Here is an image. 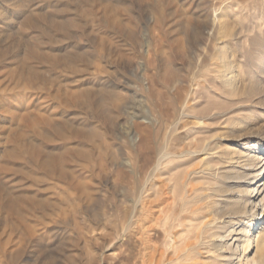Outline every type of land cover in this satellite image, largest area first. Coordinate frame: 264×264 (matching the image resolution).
<instances>
[{
    "label": "rangeland",
    "instance_id": "1",
    "mask_svg": "<svg viewBox=\"0 0 264 264\" xmlns=\"http://www.w3.org/2000/svg\"><path fill=\"white\" fill-rule=\"evenodd\" d=\"M158 2L96 0L94 22L82 40L76 45L79 36L72 32L71 41L65 42L63 55L84 53L95 57L97 66L81 61L84 72L78 76L61 70L62 84L85 78L83 87L93 88L97 101L104 97L100 91L104 89L115 103L106 102L98 110L85 109L86 115L97 118L107 131L105 150L95 149L87 162L94 171L77 172V178L94 193L85 194L53 178L52 183L42 186L51 200L60 201L61 211L50 210L46 215L49 219L42 220L46 223H36L35 235L41 245L31 250L35 256L30 253L31 262L156 264L161 252L164 260L170 258L174 240L171 234L162 240V216L184 217L183 204L189 208L193 204L230 207L228 204H234L228 195L233 180L227 156L250 145L258 147L264 158V0H227L221 4L219 0H175L165 19L155 8ZM0 4L4 8L5 3ZM107 5L118 10L120 26L107 20ZM173 8L193 14L194 23L182 22ZM48 10L42 6L43 12ZM175 38L181 39V44ZM100 66H106L105 70ZM225 69L229 76L238 78V87L233 90L220 77L219 71ZM192 84L196 92L188 100ZM15 92H10V97L23 98V90ZM193 115L207 125L194 127ZM163 146L182 156L177 162L166 160L164 173L158 176L153 172ZM161 181L173 204L164 214L159 212L156 195ZM263 225L264 215L249 228L252 245L243 264L253 255L254 236ZM79 227L87 242H75L74 255L70 251L74 243L71 233ZM39 249L45 251L48 261L40 260ZM200 260H207L206 254Z\"/></svg>",
    "mask_w": 264,
    "mask_h": 264
},
{
    "label": "bare ground",
    "instance_id": "2",
    "mask_svg": "<svg viewBox=\"0 0 264 264\" xmlns=\"http://www.w3.org/2000/svg\"><path fill=\"white\" fill-rule=\"evenodd\" d=\"M95 1L0 0V3H5L4 8L0 4V264L37 263L31 262V250L41 245L40 237L35 235L36 223H46H42V220L49 211L60 207V201L51 200L42 189L45 183H52L51 178L79 188L85 194L94 193H90L91 187L85 181L77 178V172H92L87 162L95 149L105 150L107 131L97 118L88 117L85 109L98 110L106 102L115 103V99L106 95V90L100 89L104 97L99 102L93 88L83 87L85 78L62 84L60 73L69 71L74 76L82 74L81 61L97 66L96 58L86 57L84 53L62 54L63 47L71 41L70 34L73 32L79 36V41H75L77 45L82 40L80 37L89 29L90 22H94ZM224 1L227 0H219V3ZM174 2L159 0L155 8L161 11L165 19ZM42 6L49 10L43 12ZM106 8L107 20L120 26L118 10L112 5ZM179 10L173 8L175 17L183 18L182 22L189 25L194 23L193 14L185 13L182 9L180 13ZM174 41L180 43L181 39L175 38ZM68 45H72V42ZM219 72L226 87L231 90L238 87L235 75L229 76L226 69ZM194 85L189 87L188 100L196 92ZM16 90L24 91L23 98L17 100L10 97V92L14 95ZM206 122L193 115L194 127L200 124L206 126ZM246 147L245 150H233V155L227 156L226 160L229 169H232L229 178L233 181L228 195L232 196L230 201L234 204L227 207L231 212L227 208H217L216 204H193V208L183 204L186 211L184 217L165 215V208L173 204L166 196L163 181L159 182L156 195L159 212L164 214L159 234L162 240L167 235L173 236L174 255L164 260V252H159L161 256L155 260L156 264H243L244 255L252 245L249 228L264 215L263 154L260 155L258 147ZM158 154L159 159L153 168V173H159L158 176L164 173L166 160L171 163L182 156L170 153L165 146ZM60 199L63 201V197ZM80 229H73L75 233H71L74 243L70 240V251L76 246L75 242L81 239L87 242ZM253 242L255 251L245 264H264V225L255 234ZM62 249L65 250V247ZM43 252L40 260L46 258ZM205 254L207 260H200V256ZM65 256L69 257L68 254Z\"/></svg>",
    "mask_w": 264,
    "mask_h": 264
}]
</instances>
